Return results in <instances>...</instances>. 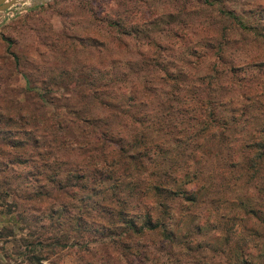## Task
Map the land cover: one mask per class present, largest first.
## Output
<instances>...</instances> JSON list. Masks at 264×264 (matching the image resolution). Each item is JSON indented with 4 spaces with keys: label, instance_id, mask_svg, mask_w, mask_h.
Instances as JSON below:
<instances>
[{
    "label": "trees",
    "instance_id": "1",
    "mask_svg": "<svg viewBox=\"0 0 264 264\" xmlns=\"http://www.w3.org/2000/svg\"><path fill=\"white\" fill-rule=\"evenodd\" d=\"M122 53L124 66L111 62L100 75L107 80L88 88L84 100L62 106V113L19 106L12 111L0 103V190L4 198L14 195L9 205L31 227V241L20 239L23 246L73 248L77 264H145L160 247L176 264H264V138L257 135L239 148L224 130L214 138L211 129L224 118L207 111L208 94L197 93L196 82L189 85L182 74L169 75L170 96L156 100L164 119L156 117L148 128L146 84L164 72L141 51ZM130 74L134 80L125 83ZM255 84L246 80L241 88ZM239 108L244 115L246 105ZM166 149L180 155L181 177H160L163 171L153 162ZM211 165L214 181L205 185ZM229 179L238 180L232 187L237 193H229ZM221 190L216 200L252 217L241 221L247 235L241 243L232 237L231 244L225 221L196 209L198 191ZM237 194L242 198L234 204Z\"/></svg>",
    "mask_w": 264,
    "mask_h": 264
},
{
    "label": "rangeland",
    "instance_id": "2",
    "mask_svg": "<svg viewBox=\"0 0 264 264\" xmlns=\"http://www.w3.org/2000/svg\"><path fill=\"white\" fill-rule=\"evenodd\" d=\"M35 2L17 0L4 12L0 11L2 106L12 111L18 106L39 107L37 113L46 115L62 113V106L74 99L84 100L80 97L91 95L88 88L94 89L99 81L107 80L100 79V75L111 62L116 65L118 59L123 67L122 52L130 49L131 53L141 51L145 57H151L147 63L160 66L164 72L157 71L158 76L146 84L148 128L156 124V117L164 119L156 100L170 96L173 82L169 75L180 77L182 74L189 79V85L196 82L197 93L208 94L207 111L217 112L215 116L224 118L211 129L214 138L221 139L224 130L234 139L232 142L237 148L244 142L252 143L257 135L264 138V131H260L264 126V0ZM129 80H134V75L127 76L125 83ZM246 80L256 83L254 89L241 88ZM242 104L246 105L244 115L239 108ZM248 117L253 118L246 123ZM248 151L253 153V150ZM157 161L155 166L163 171L160 177L164 173L181 177L178 166L181 157L174 150L166 149L155 156L153 163ZM208 162L206 160V164ZM148 166L151 167V162ZM193 168V164L186 168L187 179L191 171H195ZM209 168L208 172L207 167L205 172L202 170L205 185L214 181L211 173L216 170L213 165ZM237 181L228 180L229 193H237L232 190ZM190 186L191 183L184 187L190 189ZM221 192L209 195L198 191L196 196L199 194L201 199L195 202L196 209L209 215L210 220L225 221L231 240L235 237L241 243L247 239L241 225L252 217L246 215L245 209H241V214L238 210V215L232 213L228 200H216ZM13 197L4 198L0 190V264H77L79 258L73 248L36 247L35 251H30V244L23 246L25 243L20 239L31 241L32 236L28 235L31 227H27L18 218L16 208L9 205ZM210 197L214 203L208 204ZM235 198L234 204L242 197L238 198L237 194ZM205 206H210V211L204 210ZM223 211L226 213L222 214ZM7 228L12 229L13 236L8 235ZM260 241L264 250V240L260 238ZM160 248L151 252L145 264H176L167 250Z\"/></svg>",
    "mask_w": 264,
    "mask_h": 264
},
{
    "label": "water",
    "instance_id": "3",
    "mask_svg": "<svg viewBox=\"0 0 264 264\" xmlns=\"http://www.w3.org/2000/svg\"><path fill=\"white\" fill-rule=\"evenodd\" d=\"M16 1L17 0H0V11L4 12L5 10H7ZM43 1H45V0H36L35 3H41Z\"/></svg>",
    "mask_w": 264,
    "mask_h": 264
}]
</instances>
